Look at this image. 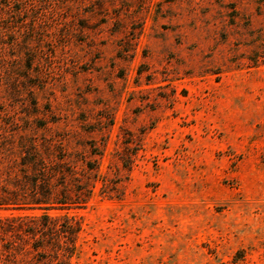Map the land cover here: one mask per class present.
Here are the masks:
<instances>
[{
	"label": "rangeland",
	"instance_id": "1",
	"mask_svg": "<svg viewBox=\"0 0 264 264\" xmlns=\"http://www.w3.org/2000/svg\"><path fill=\"white\" fill-rule=\"evenodd\" d=\"M0 137L68 169L71 264H264V0H0Z\"/></svg>",
	"mask_w": 264,
	"mask_h": 264
},
{
	"label": "trees",
	"instance_id": "2",
	"mask_svg": "<svg viewBox=\"0 0 264 264\" xmlns=\"http://www.w3.org/2000/svg\"><path fill=\"white\" fill-rule=\"evenodd\" d=\"M26 143L19 154L6 152L9 143L0 137V211H9L0 215V264H71L82 224L50 210L69 208L80 196L55 191L56 178L68 169L45 155L50 144Z\"/></svg>",
	"mask_w": 264,
	"mask_h": 264
}]
</instances>
